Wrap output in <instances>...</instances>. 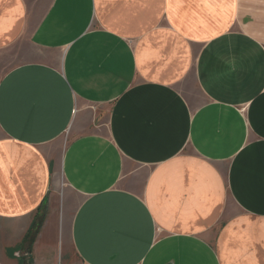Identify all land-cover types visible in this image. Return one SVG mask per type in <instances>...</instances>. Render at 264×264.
Wrapping results in <instances>:
<instances>
[{
    "label": "crops",
    "instance_id": "crops-1",
    "mask_svg": "<svg viewBox=\"0 0 264 264\" xmlns=\"http://www.w3.org/2000/svg\"><path fill=\"white\" fill-rule=\"evenodd\" d=\"M0 264H264V0H0Z\"/></svg>",
    "mask_w": 264,
    "mask_h": 264
},
{
    "label": "trees",
    "instance_id": "trees-1",
    "mask_svg": "<svg viewBox=\"0 0 264 264\" xmlns=\"http://www.w3.org/2000/svg\"><path fill=\"white\" fill-rule=\"evenodd\" d=\"M41 227V215L39 213V216L37 217V221H35L33 227L31 228L28 236H27V241H33L34 238L36 237V235L38 234L39 232V229Z\"/></svg>",
    "mask_w": 264,
    "mask_h": 264
},
{
    "label": "rangeland",
    "instance_id": "rangeland-1",
    "mask_svg": "<svg viewBox=\"0 0 264 264\" xmlns=\"http://www.w3.org/2000/svg\"><path fill=\"white\" fill-rule=\"evenodd\" d=\"M60 186H61V188H64V184H63V182H62V181H61V185H60Z\"/></svg>",
    "mask_w": 264,
    "mask_h": 264
}]
</instances>
